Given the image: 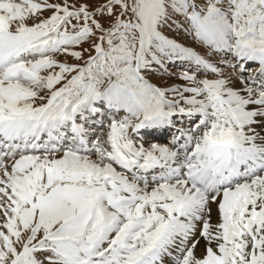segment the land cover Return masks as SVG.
Returning <instances> with one entry per match:
<instances>
[{
    "label": "snow or ice",
    "instance_id": "6c2138e0",
    "mask_svg": "<svg viewBox=\"0 0 264 264\" xmlns=\"http://www.w3.org/2000/svg\"><path fill=\"white\" fill-rule=\"evenodd\" d=\"M0 264H264V0H0Z\"/></svg>",
    "mask_w": 264,
    "mask_h": 264
},
{
    "label": "rangeland",
    "instance_id": "374dc122",
    "mask_svg": "<svg viewBox=\"0 0 264 264\" xmlns=\"http://www.w3.org/2000/svg\"><path fill=\"white\" fill-rule=\"evenodd\" d=\"M165 34L169 35L170 37L172 38H175L177 39L179 42L181 43H184L186 45H189V46H195V47H199L198 45H194L191 41V38L190 37H187L184 33L180 32V33H177V32H173V31H169V30H165ZM169 71H176V69L174 68H170ZM150 79L152 80L153 83H157L159 85H164L165 83H172L174 81V77L172 78H168V77H160L159 75H155L153 74ZM159 142V141H157ZM167 141L163 140L162 142L160 143H166Z\"/></svg>",
    "mask_w": 264,
    "mask_h": 264
}]
</instances>
